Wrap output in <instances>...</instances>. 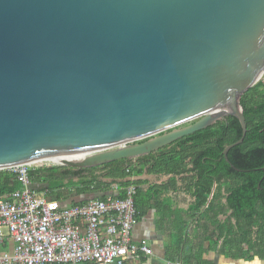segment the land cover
Wrapping results in <instances>:
<instances>
[{"label": "water", "instance_id": "water-1", "mask_svg": "<svg viewBox=\"0 0 264 264\" xmlns=\"http://www.w3.org/2000/svg\"><path fill=\"white\" fill-rule=\"evenodd\" d=\"M263 76L264 0H0V171L134 162L233 117L228 161Z\"/></svg>", "mask_w": 264, "mask_h": 264}, {"label": "trees", "instance_id": "trees-1", "mask_svg": "<svg viewBox=\"0 0 264 264\" xmlns=\"http://www.w3.org/2000/svg\"><path fill=\"white\" fill-rule=\"evenodd\" d=\"M247 121V133L241 145L223 157L226 147L242 138L240 122L233 117L179 139L159 151L138 159L150 172H161L173 178L186 176L192 184V207L196 215L212 194L214 184L233 183L225 194L227 207L232 211L227 233H222L224 246L242 249L251 245L253 230L257 229L254 245L264 244V76L240 100ZM131 161H115L90 169L68 167H39L29 171L31 187L39 195L65 203L71 195L83 196L107 185L119 187L118 198L132 184L127 180L134 172ZM110 180V183L106 181ZM20 184L10 170L0 171V197L12 194ZM138 190L134 198L137 209ZM72 205L78 202L72 201ZM210 210V209H209ZM219 231H222L219 229Z\"/></svg>", "mask_w": 264, "mask_h": 264}, {"label": "built area", "instance_id": "built-area-1", "mask_svg": "<svg viewBox=\"0 0 264 264\" xmlns=\"http://www.w3.org/2000/svg\"><path fill=\"white\" fill-rule=\"evenodd\" d=\"M44 163L48 161L10 169L20 187L0 197V264H125L130 257L152 255L145 244L132 239L133 185L124 189L123 198L63 207L31 187L29 171L35 165L52 167Z\"/></svg>", "mask_w": 264, "mask_h": 264}, {"label": "crops", "instance_id": "crops-1", "mask_svg": "<svg viewBox=\"0 0 264 264\" xmlns=\"http://www.w3.org/2000/svg\"><path fill=\"white\" fill-rule=\"evenodd\" d=\"M132 163L136 167L127 180L138 190L132 239L137 245L145 244L152 255L130 257L125 264H264V244L254 245L257 229L253 230L250 246L236 250L223 245L220 232L227 233L228 224H235L225 194L231 183L214 185L207 203L210 210L205 206L195 215L192 184L186 176L173 178L150 172L138 160ZM118 193L119 187L111 184L83 196L72 194V199L61 205L106 200Z\"/></svg>", "mask_w": 264, "mask_h": 264}, {"label": "bare ground", "instance_id": "bare-ground-1", "mask_svg": "<svg viewBox=\"0 0 264 264\" xmlns=\"http://www.w3.org/2000/svg\"><path fill=\"white\" fill-rule=\"evenodd\" d=\"M83 155H70V156H64V157H54L52 159L47 160L48 162L54 163V164H61V162L65 159L68 161H79L83 159Z\"/></svg>", "mask_w": 264, "mask_h": 264}, {"label": "rangeland", "instance_id": "rangeland-1", "mask_svg": "<svg viewBox=\"0 0 264 264\" xmlns=\"http://www.w3.org/2000/svg\"><path fill=\"white\" fill-rule=\"evenodd\" d=\"M264 112L263 111H261V114H263ZM37 165H41V164H37ZM42 165H47V166H56V167H62L61 166V164H54V163H44V164H42ZM34 168H36V165L35 166H33ZM70 199H72V195H71V198ZM3 232H4V234H8V231H7V229H3Z\"/></svg>", "mask_w": 264, "mask_h": 264}, {"label": "flooded vegetation", "instance_id": "flooded-vegetation-1", "mask_svg": "<svg viewBox=\"0 0 264 264\" xmlns=\"http://www.w3.org/2000/svg\"><path fill=\"white\" fill-rule=\"evenodd\" d=\"M227 120V119H226ZM228 183H231V182H228ZM233 185V183H231Z\"/></svg>", "mask_w": 264, "mask_h": 264}]
</instances>
